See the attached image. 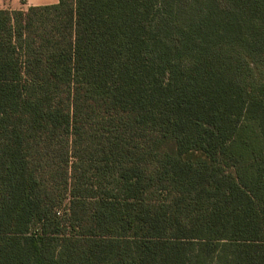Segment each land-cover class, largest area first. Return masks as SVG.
I'll return each mask as SVG.
<instances>
[{
    "label": "trees",
    "instance_id": "trees-1",
    "mask_svg": "<svg viewBox=\"0 0 264 264\" xmlns=\"http://www.w3.org/2000/svg\"><path fill=\"white\" fill-rule=\"evenodd\" d=\"M0 264H264V0L0 7Z\"/></svg>",
    "mask_w": 264,
    "mask_h": 264
},
{
    "label": "rangeland",
    "instance_id": "rangeland-1",
    "mask_svg": "<svg viewBox=\"0 0 264 264\" xmlns=\"http://www.w3.org/2000/svg\"><path fill=\"white\" fill-rule=\"evenodd\" d=\"M26 3V4H25ZM28 0H0L1 8H9V9H28L27 5Z\"/></svg>",
    "mask_w": 264,
    "mask_h": 264
},
{
    "label": "crops",
    "instance_id": "crops-1",
    "mask_svg": "<svg viewBox=\"0 0 264 264\" xmlns=\"http://www.w3.org/2000/svg\"><path fill=\"white\" fill-rule=\"evenodd\" d=\"M17 1L18 0H16V2ZM58 1L59 0H28L29 3H27V5L30 6V5H40V4H52V3H56Z\"/></svg>",
    "mask_w": 264,
    "mask_h": 264
}]
</instances>
